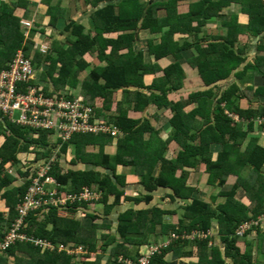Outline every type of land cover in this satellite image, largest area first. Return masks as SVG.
Returning <instances> with one entry per match:
<instances>
[{
  "label": "trees",
  "instance_id": "obj_1",
  "mask_svg": "<svg viewBox=\"0 0 264 264\" xmlns=\"http://www.w3.org/2000/svg\"><path fill=\"white\" fill-rule=\"evenodd\" d=\"M12 1L2 2L3 5L0 3V75L11 71L20 52H24L34 72L47 64L41 81L49 82L51 86L43 85L42 90H39L44 97L56 94L68 102L82 100L87 124L103 125L108 129L88 132L66 130V120L52 127L37 128L18 124L0 112L9 120L0 121V199L8 209L7 213L0 212V242L17 223V207L24 201L40 165L49 164L48 175L57 181V189L63 196L79 195L87 188L100 195L97 201H76L63 207L71 212L82 211L86 223L60 216L61 208L58 207L47 206L31 211L25 218L22 232L31 238L51 242L56 246L55 249L40 248L30 240L18 242L1 256L0 264H88V253L98 251L96 234L104 226L108 215L106 212L103 216L98 215L93 206L105 203L104 209L108 211L126 191L124 175L119 173V167L143 180L139 192L146 195L140 199L148 207L118 217L116 234L120 240L111 234L109 240L100 246L102 252L108 253V262L117 264L119 256H122L138 264L143 252L134 256L131 251L133 248L140 250L141 246L147 244L150 235L160 228L161 235L168 237V240L172 234L179 238L162 247L151 259V264H169L166 260L169 254H184L181 251L188 242L182 236L196 229L209 230L213 219L219 221V233L224 235L227 246L226 255L239 259L242 254L235 244L238 239L246 236L248 230L242 236L237 231L244 223L252 221L251 218L264 213V174L261 171L264 166V144L259 142L257 136H251L249 143H245L250 138L248 131L257 129L256 118H264V85H250L242 89L235 80L248 79L252 82L255 78H264V54L257 53L251 59L247 58L249 50L237 41L239 31L235 32L236 29L228 24L225 27L223 23L221 29L213 28L211 24L221 17L223 7L227 8L233 3L241 6L242 11L236 9L235 17L232 16L236 22L240 21L241 14L246 13L243 4L251 0H158L144 5L139 0H121L116 5L109 4L94 11L91 20L93 35L86 34L81 28L78 31L75 25H69L66 29L71 32L76 30L71 35H77L78 40H68L67 48L63 46L65 43H58L59 46L56 44V48L46 55L39 51L32 52L33 44L26 38L22 25L23 20L30 19L32 15L31 4L24 0ZM111 1L93 0V7ZM184 2H189L188 13L181 16L178 4ZM20 8L25 10L23 17L16 15ZM159 11H163L160 17L157 16ZM257 11H264V3ZM50 12L54 18L50 19L49 28L54 27L57 20L54 8ZM185 21H188V27H185ZM192 24H196V27H192ZM257 28H264V17H259ZM139 38H145L147 55L152 63H147L142 53L133 52ZM189 39L191 43L187 42ZM191 50L194 56L187 61V67L193 74L190 82L198 79L202 82L201 86L206 88L204 92L189 90L184 86L189 80V73L184 72L178 62L182 59L179 54ZM171 55L177 60L173 65L165 69L156 68L159 66L156 63ZM94 60L105 67L94 65ZM249 69H253L252 74ZM148 71L158 77L152 83L144 84L143 78ZM232 76L234 82H230ZM33 81L29 80L23 87L25 91L36 84ZM187 90L190 91V100L198 104L190 114L183 110L182 102L168 101L172 95L170 93L181 96ZM117 91L123 95L122 101L117 104V112L121 111L109 114L105 108L110 106L111 96ZM92 97L93 100L103 101L107 115L101 112L94 115L95 105L90 106L84 102L90 101ZM254 97L259 99L253 102ZM245 99L251 103L247 108L239 101ZM190 100L186 102L187 105ZM253 104L255 107H252ZM150 106L155 107L153 115L157 121L161 110L171 111L169 125L172 132L166 137L149 124V118L145 115L139 119L127 116V107L143 112ZM200 109L205 119L197 131L191 132L194 130L192 120ZM227 110L243 118L247 129L244 123H236ZM259 125V129L264 131V123ZM172 142L178 143L175 157L167 155ZM215 144L222 146L221 151L213 152ZM106 145L115 146V152L107 153ZM88 147L93 152L88 153ZM243 148L244 151L241 150ZM58 149L61 150L59 155L64 156L69 155L67 153L70 150L73 151L72 168L59 164V151L55 152ZM31 153L35 154V158L24 169L22 156ZM89 156L96 167L87 170L80 165H86ZM201 165L208 167V184L213 188L224 187L232 174L237 177L230 191H222L217 195L219 198L224 197L217 204L213 203H216L217 196H211L208 202L193 198L198 189L189 185L187 180L193 172L199 171ZM247 165L250 166V173L253 172V182L241 176ZM240 187L246 191L250 201L248 206L236 199ZM161 189L166 190L165 193ZM154 193H163V198L169 201L167 205L183 202L180 207L185 212L178 223L165 222L166 215L176 212L152 203ZM112 195L113 202L107 203ZM105 236L102 234L100 237L104 240ZM210 239L197 243L208 247ZM61 245L81 246L86 254L74 258L65 250L59 251ZM194 253L187 255L192 256ZM235 262L238 264V260Z\"/></svg>",
  "mask_w": 264,
  "mask_h": 264
},
{
  "label": "crops",
  "instance_id": "obj_2",
  "mask_svg": "<svg viewBox=\"0 0 264 264\" xmlns=\"http://www.w3.org/2000/svg\"><path fill=\"white\" fill-rule=\"evenodd\" d=\"M3 3H11V0H0ZM28 3L31 4V13L32 15L30 16V19H25L23 20V23L25 21H30L33 19V17H37L38 22L36 23H32L30 21V23H32L31 26L29 27H24L25 29V34H26V38L28 39L29 42H31L33 44V48H32V52L34 51H39L42 54H48L50 51H53L56 47V44L58 43H62L64 44L63 46L66 47L67 45V41L70 40L72 42H76L78 40V36L76 35V37L71 34H73V32H76V30H74L73 32H71V30L69 31L68 28L69 25H75L77 26V30L79 31L80 28L84 30V32L86 34H91L92 33V24H91V20L93 17V13L95 10L104 8L105 6L111 4V5H116L118 4L121 0H112L111 2H107V3H102L99 4L98 7H93V0H24ZM151 1H158V0H139V3H141L142 5L151 2ZM264 3V0H256V1H248L245 4H243V7L245 9V14H241L242 18L240 19V21H235V15L234 12L236 9H239L240 12L242 11L241 6H238L236 4H231L229 7L224 8V12L220 13V18L221 20H219V18L216 19V21H214L211 26L213 28L216 29H221V26L223 25V23L225 24V27H227V24L232 27V29H236L235 32H238V38L237 41H240L241 38H239V34H245L243 37H245V39H247L249 41V44L244 46V44L242 47L246 48L247 50H249V52L247 53L248 57L247 58H252L254 55L258 54H264V52H262V50H264V28L261 30H258L257 28V21L259 20V17H264V11H257L258 9H260L262 7ZM261 4V6H260ZM189 2H184L182 4H178V11L180 12L181 16H184L185 14L188 13V7ZM23 8V7H22ZM20 8L19 11L17 12L16 15L23 17L25 15V10ZM54 8V10L56 12H54V14L56 15V24L54 25V27L48 26V23L50 21L51 18H54L52 16V12H50L52 9ZM163 11H159L157 12V16L160 17V14L163 15L162 13ZM258 13V17L257 20L255 21L256 18H254L252 16V14H257ZM49 14H51V16H48ZM234 16V17H232ZM162 17V16H161ZM219 17V16H218ZM224 17V18H222ZM242 23H247L248 24V28L244 29V31H242L238 26H240ZM44 25V26H42ZM36 26V29H34V27ZM40 26V27H39ZM42 26V27H41ZM210 26V27H211ZM39 29V30H38ZM232 29L230 28L231 32ZM45 30V34H43V31ZM227 30V29H226ZM225 30V34L227 33V31ZM229 30V29H228ZM38 35V36H37ZM250 35V36H249ZM146 40L145 38H142L138 40V42H136L134 44V48H133V52H140L142 53V55L144 56V58H146V62L147 63H152V60L150 58V56L147 55V49L145 46ZM154 43L158 44V41L154 40ZM241 43V41H240ZM59 46V44H58ZM240 46V45H238ZM262 48V50H261ZM189 51H184L182 52L180 55V58H182L180 61L178 62H182L185 58L186 55H184V53H187ZM191 53L193 54V52L191 51ZM20 54H25L24 52H20ZM29 54H31L29 52ZM35 54V53H33ZM45 54V55H46ZM88 60V58H87ZM95 61V60H94ZM177 60L175 59L174 56H168L167 58H165L164 60H162L159 63H156L159 66H156V68L160 67L162 69L167 68L170 65H173ZM185 63H182V68L183 71L187 73V69L188 67L186 65H183ZM94 65H97L98 67H105V66H101L98 65V61L94 62ZM47 64L42 65V68L37 70L35 72V79L33 82H35L36 84L32 86H36L37 88L42 87L43 85H47L51 86V83H46L44 81H41V77L43 76V71H45ZM250 70V69H249ZM253 69H251L249 72L250 74H252ZM85 73V72H83ZM148 74L143 78V83L144 84H150L152 83L153 79L155 77L158 76H153L151 74L150 71L147 72ZM189 73V72H188ZM191 77L193 76V74H190ZM82 76H85V74H83ZM249 76V75H248ZM190 77V76H188ZM82 77L80 76V79ZM85 78V77H83ZM82 80V79H81ZM80 80V81H81ZM191 79L189 78L188 81H190ZM246 80V81H245ZM244 81L242 80H235L237 83H239V85L241 86V88H247L250 85L253 86H263L264 85V78L260 77V78H255L254 80L249 81L248 79H245ZM230 82H234V77L232 76V80H230ZM261 82V83H260ZM100 83H103V81H100ZM202 82L197 83L198 86L196 88H192V90H196L198 89L201 91H205L206 88L205 86H201ZM219 84V83H218ZM226 83H224L223 85H225ZM260 84V85H259ZM53 88V87H52ZM67 88H71L70 86H67ZM220 88H221V83H220ZM223 88V87H222ZM188 89V88H186ZM218 89V88H217ZM190 90V89H189ZM187 90L186 92L183 91L184 93H182L181 96L178 95H174L173 93H170L172 95H170V98L168 101L174 103V102H182L184 104L183 110L186 113H189L194 111L197 107L198 104L194 103L196 101H192L190 100L191 98H189L190 96V91ZM25 91V89H23V92ZM78 92V90L76 91V93ZM26 93V91H25ZM186 94V96H185ZM122 93L120 91H117L115 93V95L112 94L111 96V103L110 106L108 108H105L109 114H116L117 112V107H118V103L120 101H122ZM174 96H178L179 99L178 100H174L173 97ZM49 98H54L55 100H60L61 97L56 96V94H53L51 96H48ZM94 97H92V99L89 101H84V102H88V105L90 106H94L95 108H93L94 110V115L98 114L99 112H101L103 115H107V113L104 111L103 108V101L102 100H93ZM121 99V100H120ZM173 99V100H170ZM182 99V100H180ZM259 98H253V102L254 100H258ZM189 100L191 101L188 105L186 104V102H189ZM196 100H198L196 98ZM203 100V99H200ZM205 100V99H204ZM264 101V100H263ZM80 102L83 104V101L80 100ZM186 104V105H185ZM251 103H246V106L244 104H242L244 107H249ZM84 105V104H83ZM255 105V104H253ZM134 108V107H133ZM122 109V107H121ZM128 112H127V116L129 118H133V119H139L142 116H146L147 118H149V124L156 129V127L154 126V123L156 121L155 117H154V113L156 112L155 107H148L145 108V110L142 111H135L132 108L127 107ZM121 110H118V112H120ZM117 112V113H118ZM142 112V113H141ZM162 112V113H161ZM171 111L170 110H161L159 112V120L158 122H162L163 119H165L168 121V124L171 120ZM166 113V114H165ZM166 117H165V115ZM164 116V117H163ZM205 116V115H204ZM203 118V119H202ZM6 119L8 120L5 115H3L2 113H0V121ZM205 118L202 115L201 109L200 112H198L196 114V116L194 117V119L192 120L193 124L192 127H194V130H190L191 132L193 131H197L201 125H202V120H204ZM9 121V120H8ZM157 122V121H156ZM257 121L255 122V129L258 131L257 135H252V136H259V135H264V131H261V127L259 125V123H257ZM1 125V124H0ZM260 128V129H259ZM158 130V129H156ZM254 130V132L256 131ZM161 131V130H160ZM172 132V127L171 125H169L168 129L166 131H164L167 135L169 132ZM162 132L160 133V135H162ZM170 132V133H171ZM190 132V133H191ZM166 135V136H167ZM249 135V134H248ZM147 136V135H145ZM163 136V137H166ZM251 137V136H250ZM259 142L261 144H264L260 139ZM172 145H176L178 146L177 142H172L167 150V155L169 156H176V152L172 153L171 152V148ZM222 146L219 144H215L212 147V150L214 153L221 151ZM59 151V153H58ZM105 151L107 153H113L115 152V146H111V145H106L105 146ZM55 152L58 153V161L59 164H62L64 167H69L72 168L73 167V163H72V154L73 151H69L67 154V156L64 155H59L61 154V150L58 149ZM93 152L92 149L90 150V148L88 147V153ZM35 158V154L31 153L27 156H22V160L21 163H23V168L25 169V166L30 165V162L33 161V159ZM91 158L90 156L88 157V162L86 161L85 164L83 165L81 164L80 166H82V168H85L87 170L90 169H94L96 167V165L91 163ZM79 166V167H80ZM95 166V167H94ZM206 167V171L204 170V168ZM250 166H245V168L242 170L241 172V176L243 178H245L247 181H251L253 182V177H251L253 175V172L250 173ZM264 168V166H263ZM119 173L124 175V180H125V189L126 191L121 195L119 201L117 202V204H112V207H110L108 209V211H106V209H104V204H97L94 206V211L100 215L103 216L104 213L106 212V214H108L106 216V220L104 221V226L98 230L97 232V250L96 252L93 253H88V264H115L112 262H108L107 259V255L108 253H104L102 252V247L101 244H104V241H108L109 240V236L114 235L116 236L117 240H120L118 238V235L116 234L117 232V221H118V217H123L126 215L131 214V212H136V211H141L145 208L148 207V205L145 204L144 200L140 199L145 197V195L141 192H139V187L140 184H142L141 180L138 176H136L135 174H130V173H126L127 171L125 169H122L119 167ZM126 171V172H125ZM262 173L264 174V170H261ZM125 173V174H124ZM157 174V171L156 173ZM249 175V176H248ZM208 167L206 165H201L200 169L198 172H193L188 180L187 183L189 184V180L191 179L190 182H192V179L194 178L197 184H191L192 186L197 187V191L193 194V198L195 199H200L202 201H211V196H217L220 192L225 191L228 192L232 189V187L235 185V183L237 182V177L236 175H230L226 184L224 185V187H215L213 188V186L208 184ZM57 182V181H56ZM84 188V187H83ZM86 188V187H85ZM142 188V187H140ZM88 189V188H87ZM131 189V191H130ZM89 190V189H88ZM133 190V191H132ZM91 192V190H89ZM128 191L135 193L136 192V196H131ZM161 192L165 193L166 190L161 189ZM163 193H154V197H153V201L154 204H157L158 206L162 207L163 209H169V210H175V214L173 215H166L165 216V222L166 223H173L176 224L178 223L179 219H181L184 215V210L180 207V204H183V202H177L174 203L173 205H167L168 204V199L166 197L163 198ZM97 197L93 200L99 199L100 195H96ZM136 198V199H135ZM224 199L223 198H219V196H217L216 199V203L213 202L214 204H217L218 201H222ZM236 199L243 203L244 205L248 206L250 204L249 199L246 196V191L243 187H240L237 190V194H236ZM114 200V196H110L109 199L107 200V203H112ZM137 200V201H134ZM97 201V200H96ZM88 202H91L88 201ZM190 203V202H188ZM170 207V208H168ZM8 209L6 207V204L4 203V201H2L0 199V212H6L7 213ZM60 216L63 217H68V218H75V219H79L82 222H85V218H84V214L82 213V211H77V212H71L69 210H61L59 212ZM251 215V213H250ZM175 218V219H174ZM171 219H173V221H171ZM176 220V221H175ZM252 221L258 222V225L253 226L250 230H248V232L246 233V236L243 238H240L237 240L235 247L238 248L241 252V256L239 257V259L237 258H232V257H228L226 255L227 252V246L225 245V241H224V235L219 233V221L218 219H213L212 220V224L211 227L209 229V232H211V239L210 242L208 243V247H206L205 245H201L202 243H197V242H202V241H207V240H197L191 242L190 240H187L188 244H186L183 249V251H181V253H184L181 256H177L174 253L169 254L166 257V260L168 261L169 264H235V260H238V264H264V213L259 215L256 218H251ZM86 223V222H85ZM162 230L160 228H157V231L155 233H152L150 235L149 241L147 242V244L141 246V249L138 251H136L135 248H133V251H131V253H133L134 256L138 255L139 253L143 252V254L148 250V248L150 246H157L160 244H164L167 240L168 237L166 238V236L161 235ZM102 234H106V238H104V240L102 239V237H100ZM111 245H115V244H111ZM100 250V251H99ZM110 251V247L108 248V252ZM190 252H195L192 256L191 255H187V253ZM177 256V257H176ZM120 261L118 259V261L120 262L119 264H134V261L132 259H130L129 257H122L119 256ZM242 258V260L240 259ZM78 259V258H77ZM11 261L13 262V259H11ZM14 263V262H13ZM81 264V263H80ZM118 264V263H117Z\"/></svg>",
  "mask_w": 264,
  "mask_h": 264
},
{
  "label": "built area",
  "instance_id": "obj_3",
  "mask_svg": "<svg viewBox=\"0 0 264 264\" xmlns=\"http://www.w3.org/2000/svg\"><path fill=\"white\" fill-rule=\"evenodd\" d=\"M32 79H34L33 65L26 59L24 54L18 55L11 71L3 72L0 75V112L8 116L9 119L21 125H32L37 128L52 127L66 120L67 126H64V129L66 130L88 132L95 130L105 131L108 129L103 125L96 126L87 124V114L83 112V108L85 107L81 102L78 103L77 100H75V102H68L61 99L55 100L54 98L44 97L39 90H34L33 86L28 87L26 93L23 92V87ZM81 108L82 110H80ZM17 111L20 112V116L15 120V114ZM228 115L234 118L233 114ZM113 134H115L114 129ZM49 169V164L39 166L37 177L29 187L28 193L24 197V201L17 207L19 213L17 223L5 236L4 240L0 242V258L16 243L27 242L29 240L33 242L35 246L40 248L55 249L56 246L51 242L31 238L26 233L22 232L25 218L31 211L47 206L58 207L61 208V210H64L63 207H66L69 203L72 204L76 201H90L97 197L95 193H92L87 189H84L79 195L69 194L63 196L57 189L56 180L48 175ZM46 185H52L55 187L53 190H46ZM254 225H258V222L250 221L249 223H244L237 231V234L241 236L244 235V233ZM210 236L211 232H209V230L196 229L190 234H184L182 239L190 241L207 240ZM178 238L179 237L176 234H172L169 240L164 244L150 246L140 257L138 264H151V259L160 252L162 247L170 245L174 239ZM58 249L59 251L65 250L68 255L76 258H79L80 255L86 253L81 246L66 247L61 245Z\"/></svg>",
  "mask_w": 264,
  "mask_h": 264
},
{
  "label": "rangeland",
  "instance_id": "obj_4",
  "mask_svg": "<svg viewBox=\"0 0 264 264\" xmlns=\"http://www.w3.org/2000/svg\"><path fill=\"white\" fill-rule=\"evenodd\" d=\"M12 2H16L15 0H13ZM1 3V5H3V3L2 2H0ZM9 6V5H8ZM161 15V14H160ZM252 16L254 17V18H256L255 19V21L257 20V17H258V13L257 14H252ZM38 19L39 18H37L36 16L35 17H33V19L32 20H30L32 23H36V22H38ZM219 20H221V18L219 17ZM30 21L28 22V21H25L24 23H22V25L24 26V27H29V26H31L32 25V23H30ZM192 25H194V26H192V27H196V24H192ZM185 27H188V21H185ZM242 31H244V29H247L248 28V24L247 23H242L240 26H238ZM245 34H239V38H241L240 39V41H241V44H244V46H246V45H248L249 44V41L247 40V39H245V37H243ZM38 36V35H37ZM250 36V35H249ZM202 38H204V36L202 37ZM188 43H191V39H189L188 41H187ZM241 46H243V45H241ZM264 46V45H263ZM192 52H193V54L191 53V52H187V53H184V55H186L185 56V58H184V60L182 61V62H180L181 64L182 63H185V64H183V65H186V66H188L187 65V61L189 60V59H191L192 58V56H194V51L193 50H191ZM189 67V66H188ZM189 72V78L190 79H192L193 78V76L191 77V73L192 72H190V69H187V73ZM35 72H34V79H35ZM81 80V79H80ZM191 81V80H190ZM190 81H188V82H186V83H184V86H185V88H188V89H190V90H192V88H196L197 86H198V84L197 83H199V80L198 79H196L195 78V80H194V82H190ZM261 83V82H260ZM260 85V84H259ZM261 86V85H260ZM35 89H37V90H42V87H39V88H37L36 86H34V90ZM78 93V92H77ZM185 96H186V94H185ZM173 99L174 100H178L179 99V97L178 96H174L173 97ZM240 101V103L241 104H244L245 106H246V103H248V101H247V99H245V100H239ZM77 102L78 103H80V100L79 99H77ZM252 107H255V105H252ZM227 113H228V110L226 111ZM162 113V112H161ZM166 114V113H165ZM164 114V115H165ZM228 114H234V121L236 122V123H240V122H242V123H244L243 125H244V127H245V130L247 129V127H246V121H244V119L242 118H240L239 117V115L238 114H235V113H228ZM19 116H20V112L19 111H17L16 112V114H15V119H18L19 118ZM164 117V116H163ZM165 117H166V115H165ZM166 118H168V117H166ZM166 118L165 119H163V121L162 122H158L157 120V122L155 121V123H154V126L156 127V129H158V130H161V131H163L162 132V136H166L167 134L164 132V131H166L167 129H168V127H169V124H168V121L166 120ZM257 121V123H264V118L262 119V117H258V118H256V120H255V122ZM248 133H249V136H252V135H257L258 134V131L256 130L255 132H254V130L253 131H248ZM262 133H264V132H262ZM258 138L264 143V135L262 134V135H259L258 136ZM251 139V137L249 138V139H246L245 140V143L247 144V143H249V140ZM245 146V145H244ZM171 148V152L172 153H175V152H177V150H178V146H176V145H172V147H170ZM242 151H244V148L243 149H241ZM16 168H18V167H16ZM204 170L206 171V167L204 168ZM261 170H264V168L262 167L261 168ZM195 179L193 178L192 179V182H190L191 181V179L189 180V185H191V184H197L196 183V181H194ZM54 187L53 186H48L47 187V189H49V190H52ZM130 191H131V189H130ZM130 191H128V193L131 195V196H136L137 194H136V192L135 193H133V192H130ZM133 191V190H132ZM95 206V205H94ZM94 206H93V208H94ZM175 219V218H174ZM171 221H173V219H171ZM176 221V220H175ZM202 230V229H201ZM118 264L120 263L119 261L117 262Z\"/></svg>",
  "mask_w": 264,
  "mask_h": 264
},
{
  "label": "clouds",
  "instance_id": "obj_5",
  "mask_svg": "<svg viewBox=\"0 0 264 264\" xmlns=\"http://www.w3.org/2000/svg\"><path fill=\"white\" fill-rule=\"evenodd\" d=\"M234 115V114H233ZM233 118V117H232ZM234 119V118H233ZM255 226V225H254ZM85 250V249H84ZM86 251V250H85ZM86 254V253H85ZM74 258H76V257H74Z\"/></svg>",
  "mask_w": 264,
  "mask_h": 264
}]
</instances>
